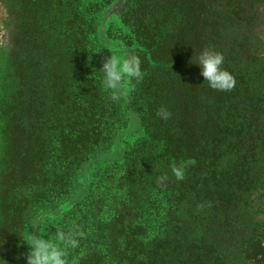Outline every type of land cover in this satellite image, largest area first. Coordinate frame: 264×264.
Here are the masks:
<instances>
[{
    "label": "trees",
    "instance_id": "obj_1",
    "mask_svg": "<svg viewBox=\"0 0 264 264\" xmlns=\"http://www.w3.org/2000/svg\"><path fill=\"white\" fill-rule=\"evenodd\" d=\"M79 1L56 0L52 7L60 13L75 7L74 12ZM98 1L92 0L86 13H98L111 3ZM263 4L130 0L122 17L125 30L116 39L141 60L144 78L130 81L127 104L144 137L123 152L122 162L102 168V178L87 198L94 221L107 225V238L116 233L121 242L99 241L89 248L95 258L77 259L76 264H155L164 244L165 264H264V239L241 240L234 234L238 224L247 225L254 191L264 186V68L249 65L245 38L230 39L223 31L226 24L251 23ZM74 24L71 37L61 29L60 37L49 32L43 43L46 54L10 74L0 87V255L8 264L27 255L20 240L28 200L16 197L21 189L49 188L51 203L67 197L85 163L109 153L129 124L127 109L111 101L101 85L99 70L110 51L92 36L86 21L77 28ZM49 29L57 30L56 22ZM209 46L223 53V67L236 80L228 92L209 88L194 64ZM245 60L248 65L241 68ZM46 95L47 103L42 102ZM161 107L171 112L169 119L157 116ZM25 109H30L28 117ZM186 161L194 163L177 180L172 168ZM165 174L168 180L158 182ZM180 207L186 208L188 225L177 219ZM83 211L85 205L77 204L70 216ZM213 223L231 237L224 249L202 250L203 229ZM192 226L202 231L196 240L200 248L191 246L172 257L182 244L160 234Z\"/></svg>",
    "mask_w": 264,
    "mask_h": 264
},
{
    "label": "rangeland",
    "instance_id": "obj_2",
    "mask_svg": "<svg viewBox=\"0 0 264 264\" xmlns=\"http://www.w3.org/2000/svg\"><path fill=\"white\" fill-rule=\"evenodd\" d=\"M56 0H3L4 7L7 9L9 22L11 24V38L5 37V45L0 47V87H5L6 78L16 73L20 67H29V63L37 57H43L47 50L43 46L45 39L50 32L52 35L60 37L58 32L60 29L66 33V37H71L75 32L71 28V24L75 23L74 28H77L79 21H86L92 28L91 34L96 37L98 41L110 51V53L118 54L122 50H127L124 44L117 40L116 37L121 31L125 30L122 25V17L130 6V0H111L110 5L103 8L98 13H86L85 8L92 0H80L78 2V10L72 11L74 8L66 9L63 13L58 12L60 9H54L53 3ZM109 0H99L98 2L105 5ZM97 3V2H96ZM258 5L256 9L259 7ZM256 17L248 25L244 23L226 24L223 29L230 39L242 40L245 38L246 45L249 49L251 57L248 60L240 62V67H247L248 63L255 69L264 68V4L258 8ZM50 22H56L57 30H45ZM85 27V26H84ZM123 33V32H122ZM82 48L81 51H84ZM134 51V50H133ZM70 50L64 54L69 55ZM80 52V49H79ZM253 59L254 61H251ZM248 61V63H246ZM46 62L44 63V65ZM131 90L130 82L128 84ZM130 93V91H129ZM128 93V95H129ZM127 95V96H128ZM127 96L117 101L118 105L123 109H127V117L129 124L127 129L120 132L115 138L111 151L103 156L97 157L88 161L83 166L79 173V179L69 190L67 197L62 198L56 203H51L53 198L47 196L49 188L44 189L43 192L38 190L21 189L22 194L16 195L18 199L21 197L26 198L27 206L25 211L26 229L21 237L20 243L29 251L27 243V236L35 231L38 235L46 239H53L56 233L60 230L67 231L70 227L75 225L82 235L79 237V247L76 249H69L67 254L68 264H76L77 259L95 258L94 251L91 252L90 246L97 244L99 241L108 242V239L121 242V238L114 233L111 237L107 238L106 230L107 225H98L96 218H93L92 204L89 198L92 186L102 178V168L109 163H118L123 161V152L128 147L132 146L144 137V130L141 126L140 120L137 115L132 114L128 104ZM49 97L46 95L42 98V102L47 103ZM47 110V107H46ZM31 114L30 109H25V116ZM262 125L264 126V111L261 118ZM139 124V125H138ZM3 156L0 153V161ZM225 166H222V169ZM3 173V164L0 163V174ZM33 200L34 203L29 204ZM42 201V202H41ZM254 208L246 215L247 225L238 224L234 229L236 238L246 239L253 237V239H264V186L258 187L254 191ZM40 203V204H39ZM77 204L85 205V213H76L74 217L70 213L77 206ZM118 203H115L117 206ZM105 207V206H103ZM129 211H131L129 209ZM179 217L183 225L186 223V208H179ZM75 216L80 217V222L76 221ZM71 217V218H70ZM132 218L127 217V221ZM234 220V219H233ZM252 224V228H248ZM182 226V225H181ZM193 227V226H192ZM195 227V226H194ZM191 228L189 230L175 229L173 233L160 234V237L167 239V236L179 240L182 246L175 250V255L172 257L179 258L181 254L186 253V248L197 246L198 248L206 249L207 251H215L224 249L227 246V239H230L229 230L217 229L215 224L209 226L204 243L196 242L198 234L202 231L198 228ZM100 229V230H99ZM251 233V234H250ZM168 234V235H167ZM155 235L157 233L155 232ZM237 239L234 242L240 240ZM165 244L159 247L157 257H159L155 264H165L166 249ZM91 252V253H90ZM115 252V251H113ZM213 256V254H212ZM216 256V255H214ZM26 257L18 264H26ZM213 258V257H212ZM0 264H8V259L0 255ZM233 259V256H232Z\"/></svg>",
    "mask_w": 264,
    "mask_h": 264
},
{
    "label": "clouds",
    "instance_id": "obj_3",
    "mask_svg": "<svg viewBox=\"0 0 264 264\" xmlns=\"http://www.w3.org/2000/svg\"><path fill=\"white\" fill-rule=\"evenodd\" d=\"M11 24L7 9L3 0H0V47L5 45V37L11 38ZM193 57V56H192ZM224 55L214 47H205L196 56L194 63L200 68V74L208 87L222 92L232 90L236 84L234 76L223 67ZM102 88L109 92L111 101L116 102L126 97L130 91V81L139 83L144 78L141 68V60L135 53L122 50L118 54L111 53L110 57L102 61ZM171 112L166 107L157 110V116L162 120L171 117ZM194 161H186L174 166L172 173L177 180H183L189 164ZM168 180L167 174L158 177V182ZM82 233L73 225L67 231L60 230L53 239H46L35 231L27 236L29 251L26 264H68L67 254L69 249L79 247V237ZM0 261H4L0 259Z\"/></svg>",
    "mask_w": 264,
    "mask_h": 264
}]
</instances>
